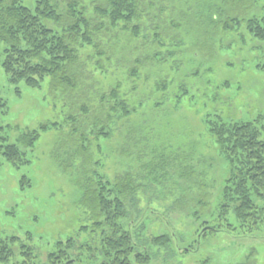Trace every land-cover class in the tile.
I'll list each match as a JSON object with an SVG mask.
<instances>
[{
  "label": "rangeland",
  "instance_id": "rangeland-1",
  "mask_svg": "<svg viewBox=\"0 0 264 264\" xmlns=\"http://www.w3.org/2000/svg\"><path fill=\"white\" fill-rule=\"evenodd\" d=\"M153 1L156 6L164 3L168 15L172 6L186 10L187 4L193 3L192 0ZM255 1L257 13L264 11V0ZM33 3L34 0H26L30 7ZM194 5L197 7V2ZM146 11L151 12L155 24L163 22L164 16L159 17L160 21H157L158 15L154 18L158 14L155 8ZM92 13L90 9L89 14ZM150 20H144L149 28L142 33L146 38L140 36L137 40L139 48L133 49L134 54H129L121 67L116 65L112 69L113 76L122 81L123 95L132 105H140L138 112L114 124L111 137L96 142L88 135L92 156L100 158V171L113 180L119 173L137 170V151L147 143L149 155L156 149L168 153L177 151L183 161L195 167L199 176L180 181L181 188L186 185L198 191L195 182L202 180L207 184L201 191L210 193L208 208L202 207L197 197L176 200L174 194H166L167 190L164 193L162 186L132 208L129 219L136 224L130 229L135 241L147 249L148 264H264V223L247 232L246 228H239L230 213L227 221L236 229L226 231L221 227L215 233L201 234L205 226L225 227L218 217V208L229 176L228 164L208 134L205 120L264 119V70L260 68L264 64V42L253 39L243 26L235 32H217L205 42L196 28L185 26L182 30H173L166 25L165 44L160 45L153 41V32L147 24ZM175 35L181 42L178 45L171 42ZM2 49L0 42V58ZM86 52L92 55L88 49L84 55ZM137 55L141 58L139 65L134 63ZM93 62L94 59L88 61V69L93 68ZM136 66L138 78L129 77L128 71ZM113 76L97 73V80L108 87L113 83ZM163 77L168 81L164 94L156 89V82ZM180 82L186 83L187 95L175 107ZM0 98L7 105L5 109L0 106V124L5 127L9 142H14L21 132L39 128L43 123L57 125L41 131L33 147H21L27 163L18 168L0 152V237H19L13 247V257L0 264H21L20 244L33 248L35 264H44L56 243L68 238L75 240L70 253L76 264H99L103 257L98 246L99 234L90 228L91 220L80 205L81 191L73 181L75 173L64 172L60 165L67 158L65 152L72 149L68 141L72 128L68 116L74 114L79 120L77 127L87 134L91 129L89 120L73 111L61 97L50 93L48 77L39 88L22 82L13 84L1 66ZM161 98L163 101L157 103ZM97 143L101 145V153L97 152ZM60 144L63 147L57 148ZM23 177L26 181L22 186ZM195 210H199L198 217L194 215ZM162 234L170 237L167 245L151 242L153 237Z\"/></svg>",
  "mask_w": 264,
  "mask_h": 264
},
{
  "label": "trees",
  "instance_id": "trees-1",
  "mask_svg": "<svg viewBox=\"0 0 264 264\" xmlns=\"http://www.w3.org/2000/svg\"><path fill=\"white\" fill-rule=\"evenodd\" d=\"M192 1L186 10L172 6L168 15L165 4L156 6L153 0L147 3L141 0H34L32 7L26 5V0H0V42L3 44L0 66L9 82L39 88L48 77L50 93L61 97L73 111L89 120L91 129L87 134L77 127L79 120L74 114L68 116V123L72 124L68 135L72 149L65 152L67 158L60 165L64 172L75 173L73 181L81 191L80 205L91 220L90 228L99 234L98 246L103 254L99 264L149 263L147 249L135 241L131 232L130 227L136 222L131 221L129 215L141 199L151 197L159 187L162 186L164 193L167 190L166 194H174L176 200L197 197L199 204L208 208L210 193L201 191L207 187L202 180L195 182L198 191H193L191 186L180 187V181L196 179L199 173L183 161L177 151L169 150L168 153L156 149L153 150L155 155L151 156L145 143L135 157L137 170L119 173L110 180L99 169L100 158L92 156L91 139L88 138L91 135L97 142L111 137L114 124L138 112L140 105H132L125 93L123 95L122 81L113 76L115 71L112 69L116 65L121 67L122 61L134 54L133 49L139 48L137 40L149 28L144 20L152 19L147 24L153 32V41L160 45L165 44L166 25L173 30H182L185 26L196 28L205 42L217 32H235L243 26L253 39L264 42V11L257 13L255 0ZM199 2H202L201 8ZM152 8L158 12L154 15V18L158 15L157 21H160L159 17H165L162 23L155 24L151 12L146 11ZM90 9L92 14H89ZM251 12L255 13L251 15ZM161 27L164 29L160 32ZM171 42L173 45L181 43L177 35ZM205 48L213 52L211 48ZM87 49L92 55L87 52L84 55ZM144 55L150 56L149 53ZM92 59L93 68L88 69V61ZM134 63H141L138 55ZM260 68L264 70V64ZM137 69V66L132 67L128 76L138 78ZM97 73L113 76V83L106 87L97 80ZM167 88L165 77L156 82V89L163 94ZM178 88L175 107L187 95L185 82H180ZM162 101L163 98L157 103ZM0 106L7 108L1 98ZM205 122L220 156L228 164L229 176L218 208V217L225 227L221 224L217 228L205 226L201 234L215 233L222 230L221 227L226 231L236 229L227 221L230 213L241 230L246 228L251 232L264 223V119L258 117L255 121L241 122L206 119ZM56 126V122L43 123L39 128L21 132L14 142H9L5 127L0 124V152L18 168L27 163L21 147H33L41 131ZM96 149L101 153L99 143ZM24 181L25 177L21 180L22 186ZM198 214L199 210H195L194 215L198 217ZM169 240L168 235L162 234L153 237L151 242L165 246ZM17 242L19 237L14 235L0 237V262L10 261ZM19 246L23 256L21 264H35L33 248L25 244ZM74 247V238L58 241L44 264H76L70 253Z\"/></svg>",
  "mask_w": 264,
  "mask_h": 264
}]
</instances>
